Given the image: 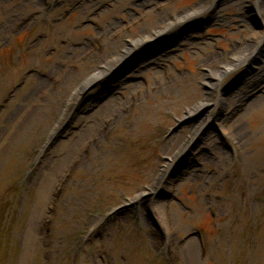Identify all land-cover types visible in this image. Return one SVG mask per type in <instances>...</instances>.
Segmentation results:
<instances>
[{"label":"rangeland","instance_id":"374dc122","mask_svg":"<svg viewBox=\"0 0 264 264\" xmlns=\"http://www.w3.org/2000/svg\"><path fill=\"white\" fill-rule=\"evenodd\" d=\"M0 264H264V0H0Z\"/></svg>","mask_w":264,"mask_h":264},{"label":"bare ground","instance_id":"6f19581e","mask_svg":"<svg viewBox=\"0 0 264 264\" xmlns=\"http://www.w3.org/2000/svg\"><path fill=\"white\" fill-rule=\"evenodd\" d=\"M160 33H161V32H159L157 35H160ZM253 35H254V34H253ZM255 35H257V34H255ZM258 35H259V34H258ZM145 40H146V39H143V40H141V41H145ZM243 58H245L244 54H243V56H239V57H237V62H238V61L242 62L241 60H242ZM104 73H106L105 70H104V69H101V70L98 71L96 74L91 75V77L87 78V79L85 80V82L82 83V85H81V87H80L79 89H80L81 91L84 90V89L86 88V86H88L89 84H91L92 82H94V80L100 78ZM215 85H216V84H215ZM261 98H262V97H258L256 100H254L253 103L251 104V108L253 107L254 109H256L257 106L262 105L263 102H262V99H261ZM207 104H208L207 100H204V102H202V103L200 102V103H199V106H196V107L194 108V110H193L192 112H190V113H193V112H194L196 109H198L199 107L204 106V105H207ZM183 149H184V146L181 147V149L179 150V152H182ZM177 154H178V153H177ZM140 198H142V194H139V195L135 196L134 199L132 200L133 203L138 202V200H139Z\"/></svg>","mask_w":264,"mask_h":264}]
</instances>
